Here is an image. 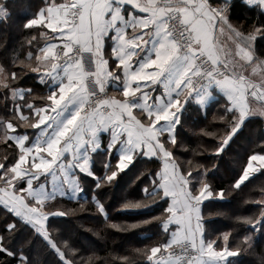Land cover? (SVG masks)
Listing matches in <instances>:
<instances>
[{"label": "snow or ice", "instance_id": "snow-or-ice-1", "mask_svg": "<svg viewBox=\"0 0 264 264\" xmlns=\"http://www.w3.org/2000/svg\"><path fill=\"white\" fill-rule=\"evenodd\" d=\"M244 3L249 7L260 6L264 5V0H244ZM128 9L142 15H135ZM168 12L173 15L168 17ZM176 12L180 13L179 29L172 23L176 20ZM108 14L110 19H105ZM33 17L23 24V28L31 30L43 26L51 30L54 23H59L56 24L58 30L52 33L54 42L42 47L36 55L39 64L27 66L32 72L40 73L42 80L56 76L60 83L55 91L49 92L47 98L50 103L43 109L28 105L33 107L34 114L41 111L47 114V123L52 129L50 134L48 129H43L47 138L35 142L34 149H23L31 154L32 167L22 168L18 173L15 163L0 164V180L3 181L0 184V207L11 216L0 229V264H32L25 249L32 245L36 237H40L43 245L47 246L45 250L54 252L62 264H76L64 251L65 247L75 251L70 238H53L52 229L48 226L50 217H65L67 212L47 213L46 205L57 200V190L61 196L71 195L76 199L77 193L82 191L79 174L97 180L96 189L110 186L138 155L149 160L156 158L160 164L155 169H145L150 182L144 186L141 199L128 200L121 207L123 210H138L164 202L166 207L161 215H167L162 221V229L169 233L166 241L145 253L149 264H228L230 257H238L251 249L252 236L264 223V199L256 201L261 205L258 215L236 218L253 229L248 232L252 235L244 237L247 247L230 246L231 233L228 232L222 233L223 246L217 245L215 240L206 239V218L201 213V205L208 199H225L226 189L214 190L204 178L199 179L198 185L194 184L196 174L206 177L209 168L199 165L203 171H197L195 175L191 168L185 170L175 155L174 146H177L179 113L194 94L201 96L207 85L216 84L227 97L225 116L220 117L227 124L224 134L219 137L218 146L211 149L214 155L223 153L245 120L253 117L250 98L261 102V114H264V85L238 73L231 61L222 58L217 42V33L223 34L225 28L230 29L229 38L236 42L235 55L240 61L254 63L258 58L256 40L264 37V22L250 25L247 29L238 28L230 20L228 8L213 5L211 0H184L181 6L167 10L158 8L156 0H44ZM117 23L121 26L117 27ZM128 28L133 30L131 36ZM113 30L115 35L110 37L116 41L111 47L113 67L122 70L124 89L128 90L135 82H140L136 85L137 91L129 93L131 100L127 95L124 100L117 99L115 95L97 96L96 90L88 84V77L93 76L96 88L104 93L107 80L113 78L108 70V61L103 57L105 37H109ZM149 40L152 47L146 50L147 55L137 59V49L144 51ZM60 44L63 45V56L58 52ZM70 53H74L76 58ZM84 53L92 54L97 72L86 71ZM28 55L31 59L32 53ZM41 65L44 67L41 68ZM0 73H4L0 85L5 89V96L11 95L12 107L23 116V106L16 101L22 100L24 95L14 84L8 83L18 79V73L3 66H0ZM24 91L30 93L31 89ZM53 100L55 104L51 103ZM5 123L14 127L11 120ZM33 126L41 127L39 123ZM101 131L110 132L108 153L117 145H123V149L113 164L109 163L108 156L105 157L102 163L104 175L98 177L91 169V161L93 153L101 148ZM17 140L22 143L20 138ZM89 144L92 155L86 151L81 160L80 149ZM188 163L192 164V161ZM215 167L213 163L212 168ZM240 169L239 177L231 184L236 190L255 173L264 171V142H261L259 151H252L247 156ZM141 176L144 172H140L136 179ZM41 177L51 178L54 182L52 190H46L43 183L34 187ZM227 195H231L230 190H227ZM156 197L159 199L151 203ZM92 200L98 212L105 215L103 203L98 202L95 195ZM156 219L153 216L124 226L116 223L110 226L126 232ZM25 225L30 229L27 238L17 248L10 247ZM171 225L175 227L170 228ZM173 245L180 247L183 254L174 256L169 252ZM165 252L168 253L167 259ZM157 253H160L159 258Z\"/></svg>", "mask_w": 264, "mask_h": 264}, {"label": "trees", "instance_id": "trees-1", "mask_svg": "<svg viewBox=\"0 0 264 264\" xmlns=\"http://www.w3.org/2000/svg\"><path fill=\"white\" fill-rule=\"evenodd\" d=\"M43 4L44 0H0V10L3 12L0 21V66L18 73V79L8 81L9 84H14L17 89H31L30 93L26 92L23 100L16 101L23 106V112L29 114V118L24 121L12 107L11 95L5 96V89L0 85V164L9 161L16 164L20 156L18 147L8 138L9 131L5 122L11 120L17 133L27 132L33 135V125L37 121L33 107L41 108L50 103L47 98L50 92L49 83H43L39 73L32 72L27 66L31 64L35 67L39 64L36 55L50 39V33L44 27L31 30L23 28V24L34 18L35 12ZM228 10L230 20L238 28L247 29L250 25L264 22V10L256 5L249 7L244 0H232ZM29 52L32 53L31 59ZM256 55L257 59L264 60V37L256 40ZM3 75L4 73L0 78ZM226 103L227 100L221 95H217V99L206 110L195 103H189L177 127V146H174V151L185 170L191 168L193 175L197 171H203V167H198L199 165L209 168L210 172L206 177L196 174L194 184L198 185L199 179L204 178L214 190L221 187L226 189L225 199H211L203 205L202 215L206 218L205 238L215 240L217 245L223 246L222 233L228 232L231 233L230 246L245 248L247 245L244 243V237L252 235L248 232L253 229L236 218L259 214L261 205L256 201L264 199V171L243 183L238 190L232 188L231 184L240 175L241 163L252 151H259L261 142H264V119H248L233 136L224 152L216 156L211 149L218 146L219 137L224 134L226 128L227 121L220 119L225 116ZM206 133L214 135L209 136ZM106 156L107 152L93 156V170L98 177L104 175L102 163ZM111 159L112 164L115 163L112 155ZM188 161H192V164ZM213 163L216 164L215 168H212ZM159 164L157 159L149 160L139 155L130 168L119 173L110 186L100 189L95 188L97 180L79 174L82 187L79 200L57 198L46 205L48 213L67 212L65 217H50L48 226L52 229L53 238H70L69 242L75 251L64 248L69 258L74 259L76 264H149L145 253L169 238V233L162 229V221L167 214L162 216L161 212L166 204L160 202L138 210H123L121 205L128 200L141 199L144 186L150 182L145 169H155ZM140 172H144V176L137 180ZM227 190L231 191V195H227ZM93 195L98 202L103 203L105 215L98 212L95 201L92 200ZM157 199L159 197L154 198L151 203H155ZM217 213L223 215H216ZM153 216L157 217L155 221L141 224L126 232L110 226L111 223L124 226ZM10 218V214H6L0 207V229ZM29 232L27 225L21 228L10 247L17 248ZM46 247L40 237H36L32 245L25 249L32 264H62L54 252L45 250ZM136 249L143 251L138 252ZM124 257L127 259H123ZM228 264H264V223L258 226L252 236V248L238 257H231Z\"/></svg>", "mask_w": 264, "mask_h": 264}, {"label": "crops", "instance_id": "crops-1", "mask_svg": "<svg viewBox=\"0 0 264 264\" xmlns=\"http://www.w3.org/2000/svg\"><path fill=\"white\" fill-rule=\"evenodd\" d=\"M231 1L232 0H211V3L213 5L219 4L221 6H224V5L229 6ZM183 3H184V0H180L177 3L176 7H171V6L166 5V4L162 3V2L156 1V6L158 8H160V9L167 10L169 8L175 9L178 6H181ZM253 6H255V5H253ZM260 6H261L262 9H264V5H260ZM128 10L129 11H133L135 15H142L141 13H138V12H136L133 9H128ZM170 13L171 12H168V17L170 15ZM105 19H110V14L106 15ZM57 23H59V21H57L56 23L53 24L51 30L47 29L48 32L50 33V39L43 45V47L46 46L49 43H53L54 42L53 41V37H52V33L54 31L58 30L57 27H56ZM120 26L121 25L119 23H117V27H120ZM39 27H43V26H39ZM127 31L129 33V35L131 36L133 30L131 28H128ZM230 34H231V30L227 29V28H225V31H224L223 34L217 33V42H218V46L221 48V56H222V58H227L229 61H231V64L236 69V71L238 73H243L250 81H252L254 83H257V84H260V85H264V77H263V70H262L261 64H259L257 62V60L254 63H251V64L245 63L244 61H240L239 57H237L235 55V53L237 51L236 42H235L234 39H230L229 38ZM111 35H115L114 30L109 34V37H105V44H104V48H103V57H104V59H106L108 61V70L112 72L113 78L107 80V85H106L104 93H100L98 88H96V86H95V90H96V93L101 94L102 97L103 96L115 95L117 97V99L124 100L126 95H127V98L131 100L132 97H131V95H129V93H135L137 91L136 85H138L140 82L139 81L135 82V84H133L130 87V89H128V90L124 89V87H123L124 79H123V76L121 74L122 70L119 69V68H114L113 67L114 54H113V52L111 50V47L115 45L116 41L111 40V38H110ZM145 39L147 40L148 37H145ZM57 43H59V42L57 41ZM151 47H152V44H151V41L149 40V42L144 46V48H145L144 51H140L139 49H137V51L139 52V56L137 57V59H140L143 56H146L147 55L146 50L148 48L150 49ZM59 49H63V45L62 44L59 45L58 50ZM43 67L44 66L41 65V68H43ZM137 67H138V65H137ZM95 68H96V72H97L98 69H97L96 66H95ZM101 71H103V70L101 69ZM2 74L3 73H0V75H2ZM39 75H40V73H39ZM53 75H58V73H53ZM115 77H119V79H116ZM40 80L43 83H49L50 92L55 91L58 88L59 83H60V80L56 76H49V77H46L43 80H42V77L40 76ZM18 90L21 91V94L24 95V97H25L26 91H24V89H18ZM157 92H159V87H157ZM217 95H221L227 100V97H226L225 93L216 84L213 83V84L207 85V87L205 88V90L201 94V96H197V95L194 94L193 97L190 98L189 101L184 105V108L179 113L180 120H181L182 114L184 113V111H185L186 107L189 105V103H195L196 105H198L203 110H206L207 107L215 99H217ZM250 100H251L250 107L253 110L254 115H253V117L247 118L245 120V122L248 119L254 118V117H260V118L264 119V114H261V107H262L261 102L255 100L254 98H250ZM17 101H21V100H17ZM51 103L55 104V100L51 101ZM40 109H43V107H41ZM134 111H138V110H134ZM23 113H24L23 116H21L19 114L18 115H19V117L22 120L25 121V120H27L29 118V114L25 113V112H23ZM33 114H34V111H33ZM34 117L37 118V121L35 122V124L39 123L41 125V127L40 128H36V127L33 126V129L35 130L33 135H29L27 132L21 133V134L17 133L15 126L14 127H9L8 126V131H9L8 138L18 147V149L20 151L19 159L16 162V171L18 173H19V170L22 169V168H26V167L27 168H31L32 167L31 154L27 153L23 149H25V148H33L34 149L35 148V142H38L39 140H42V139H46L47 137H44L43 129H48L49 134L52 131L50 124L47 123V121H48V115L47 114H45L43 111H41L39 114H34ZM177 127H178V125L176 126V131H177ZM242 127H243V125H242ZM99 135H100L99 136V140H100V143H101V148L98 149L95 153H93V156L98 154V153L107 152L108 158H109V163L112 164L111 155L113 156V158H115V161L118 160L119 156L122 154L123 145H117V147L115 149H113V151L111 153H108L107 144L109 142L110 132L103 133L101 131ZM24 137H27L28 139L24 140L23 139ZM17 138H20L22 143L18 142ZM90 149H91V145L90 144L89 145H85V147L80 149V158H81V160L84 158V153L86 151L89 152V155H92ZM40 155H43V153H40ZM70 158H71V156L69 154V159ZM152 159H156V158H152ZM130 166L127 169H129ZM91 169L94 172V170H93V158H92V161H91ZM127 169H125V170H127ZM256 174H258V173H255L254 175H256ZM84 176H87V175H84ZM88 177H91V176H88ZM252 177H250V178H252ZM91 178H93V177H91ZM247 181H245V182H247ZM22 183H26V181H22ZM40 183H43L45 185V189L46 190H52L53 187H54V182L51 181L50 177L48 179H44L43 177H41V180L37 181L34 184V187H36V185L40 184ZM81 195H82V192H79V193H77L76 199H73L71 197V195H69V196H67V195L61 196L60 193H59V190H57V198H65V199H68V200L76 201V200L80 199ZM217 199H219V198H217ZM208 200H211V199H208ZM208 200H205L203 202V204L201 205V213H202V209H203L204 203L206 201H208ZM174 227H175V225H171L170 226V228H174ZM165 259H167V257H165Z\"/></svg>", "mask_w": 264, "mask_h": 264}, {"label": "built area", "instance_id": "built-area-1", "mask_svg": "<svg viewBox=\"0 0 264 264\" xmlns=\"http://www.w3.org/2000/svg\"><path fill=\"white\" fill-rule=\"evenodd\" d=\"M156 1H159V2H162L166 5H169L171 7H176L177 3L180 1V0H156ZM225 7L229 8V6L227 5H224ZM173 15V13L171 12L169 17H171ZM176 15V20L172 21V23H174L177 27V29H179L180 27V24H179V19H180V13L179 12H176L175 13ZM63 49H59L58 52L61 56H63ZM70 55L73 56V58L75 59L76 56L74 53H70ZM84 64H85V68H86V71L89 72V73H95L96 72V68H95V64H93L92 62V54L90 53H84ZM94 81V77L93 76H89L88 77V84H89V87L90 88H93L95 90V84L93 83ZM197 87L199 88L200 87V82L198 81L197 82ZM97 96H100L102 97L101 94L97 93ZM96 97H93V99H95ZM94 106V105H93ZM1 184V183H0ZM171 253H173L174 256H179V255H182V249L180 247H177L175 246L172 250H171Z\"/></svg>", "mask_w": 264, "mask_h": 264}, {"label": "rangeland", "instance_id": "rangeland-1", "mask_svg": "<svg viewBox=\"0 0 264 264\" xmlns=\"http://www.w3.org/2000/svg\"><path fill=\"white\" fill-rule=\"evenodd\" d=\"M259 7H261V6H259ZM263 10H264V9H263ZM2 15H3V12H2V9H1V10H0V21H2V18H3ZM257 62H258L259 64H261V66H262L263 77H264V60H259V59H257ZM0 183L2 184L3 181L0 180ZM174 247H175V245H173L168 251L171 252V250H172ZM162 252H163V250H162ZM159 256H160V253H157V258H159ZM164 256H165V257H168V253L165 252V253H164Z\"/></svg>", "mask_w": 264, "mask_h": 264}, {"label": "water", "instance_id": "water-1", "mask_svg": "<svg viewBox=\"0 0 264 264\" xmlns=\"http://www.w3.org/2000/svg\"><path fill=\"white\" fill-rule=\"evenodd\" d=\"M255 99V98H254Z\"/></svg>", "mask_w": 264, "mask_h": 264}]
</instances>
